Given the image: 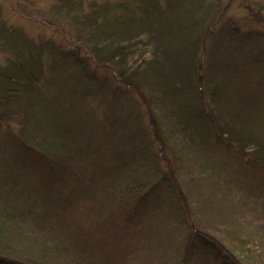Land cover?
I'll list each match as a JSON object with an SVG mask.
<instances>
[{
    "label": "trees",
    "instance_id": "trees-1",
    "mask_svg": "<svg viewBox=\"0 0 264 264\" xmlns=\"http://www.w3.org/2000/svg\"><path fill=\"white\" fill-rule=\"evenodd\" d=\"M70 1L73 2L66 0L67 3ZM123 3L120 4L121 11L125 9L126 2ZM69 5L61 6V8L67 9ZM71 6L73 9V5ZM99 8H101L98 11L101 19L100 25L95 20H87L94 25V27L91 26L96 33L92 34L94 41L88 40L89 42H87L85 38H76L78 29L74 28L75 32H71L70 26L72 25H67L66 21L68 20L69 22L73 21L75 25L80 23L88 25L86 20V22H81L84 19L80 20L81 17L75 12L62 17V22L59 21L61 23H46L49 28L65 33L70 41L73 39L76 45L84 48L86 56L92 60L94 68L87 71L84 67L81 69L82 74L77 72L78 68L83 67L84 64L81 61V55L72 52L64 53L65 57L62 60L67 63L64 71L57 74L49 73L56 71L48 65L50 64L49 59L54 57L53 47L50 44L43 47L41 43V47L37 49L38 47L35 46L39 45L41 41L35 46H33V41L31 43L29 41L28 47H25L27 44L24 45L18 35L14 34L12 29L6 27L0 20V40H3L0 42V52L5 54L4 62L0 63V132L3 141L6 142L4 148L15 155L16 161L17 158L21 163L26 161L32 168L25 173H20V177L23 178L20 179L21 182L31 186L29 190L39 194V197L45 198L43 193L45 187L48 188L47 194L53 191L59 192L60 195L67 194V201L70 204L72 196L79 197L77 193L82 190L83 183L99 180L105 176L111 181L101 184L100 187L112 196H119L118 201L123 204L122 210L127 214V228L136 229L139 227L140 230H144L143 219L151 218L150 211L152 207L154 208L155 203L162 207L166 204V209L177 211L176 219L186 231L183 229L182 232L185 234L178 235L179 257L170 260L167 264H188L196 256L198 246L206 247L212 255L217 256V261L224 264H245L228 245L209 232L198 229L196 213L190 209L185 192L181 187L182 180L178 178L183 166L177 165L179 160H177L172 146L178 144V146L184 145V148L192 149L197 145L191 138L192 133L202 135L207 130L213 134L216 144L224 143L237 156L235 168L237 172L243 174L244 178L242 180L243 187H240V190L246 192L240 200L264 220V129L260 123H257L262 121L259 118L256 122L245 121L237 128L236 136L225 138L222 132L223 128L219 127L212 119L210 99L220 100L221 96L218 93L223 91L224 85H227V79L223 77L214 84H206V78L201 69L204 52H201V59L198 57L203 46L201 37L196 40H188L187 44L181 37L179 44H182L179 46V51L173 50L167 53L164 60L158 59L150 53L148 43H142L140 40L126 42L119 37L118 39H108L112 33L105 32L108 24L114 26L113 28L127 29L130 23L125 24V21L117 20L118 16L108 18L104 13L107 8L106 4L100 5ZM195 8L197 9L196 5ZM181 9L182 12L179 13L175 21L185 13L184 8L181 7ZM125 10L129 11V9ZM189 15L186 16L189 17ZM121 17L126 20L130 19L127 15L119 16V18ZM63 18H66L65 22ZM106 19L110 22H105ZM139 27L138 29H140ZM212 31V27L209 28L207 34L205 33L207 36L204 35V41H208L207 37L213 33ZM235 31L243 33L237 28ZM112 35L115 36L116 32ZM245 36L248 38L247 42L253 44L252 40L255 35L253 38L250 33ZM11 42H13L14 48L9 45ZM104 42H106L105 47L110 49L108 52H103L101 47L96 48ZM134 48L139 49L140 53L131 59L127 52ZM141 48L147 50L144 51ZM262 50L261 47L258 48L257 54L261 55ZM258 58L254 62L258 63V71L264 74V67L261 65L264 63V55ZM166 66H169V69L164 68ZM156 78L162 81L163 92L157 94L153 87L144 90L145 87L140 85L142 82H153L157 85ZM238 82L237 90L241 89L247 92L251 90L248 93L256 95L262 93L260 87L264 85H261L258 79L255 81L251 78L239 77ZM144 85L146 86L145 83ZM112 92L121 97L131 98L134 96L135 100L132 98L130 105L132 108H129L132 111L129 110V114H132L128 132L125 131V135L121 136L119 130L111 128L110 133L105 137L103 130L102 135L105 139L101 138L102 135L99 134L101 130H97L96 122L101 115L100 109L108 105L114 111L119 112L118 108L124 107L111 99ZM239 93L241 94V92ZM62 96L66 98V102L63 104ZM162 107L164 110L166 108L175 111L174 118L171 119L166 114L165 116ZM137 111L141 118L140 124L137 123L134 116ZM257 136L262 139V142L258 140ZM124 143L127 144L126 149L129 153L126 154L128 156L120 154L119 151L115 154L114 149H119V146ZM197 160H199V168L213 167L212 158L208 156L199 155ZM91 161H93L89 166L91 170H85L84 162L89 164ZM146 161L154 164V169L158 174L155 176L152 174V177H149L148 174L149 178L143 179L138 176L141 175V172L138 173L137 168L148 167L152 173L154 170L153 167L146 164ZM104 164L108 165L103 167ZM128 165H132V167L130 166L129 170L131 171L126 175L125 172H128L126 166ZM219 167L222 169V165ZM198 170L204 175L202 170ZM228 172L232 178L231 173H234V170L231 168ZM15 174V171L11 172V176L14 177ZM87 175L89 177H86ZM113 176L119 181H115ZM199 179L203 183V187L206 184L207 189H212L211 183L207 180L203 182L205 177ZM25 181H30V183L28 182L30 185ZM107 185L112 187L108 190L105 188ZM23 187L25 188L24 185ZM87 192L88 190L85 191V193ZM16 199V193L12 195L11 192L1 190L0 203H4V208L1 211L8 212V215L13 214V208H16L13 204ZM18 207H23L22 203ZM60 211L62 219L66 220L62 215H65L67 211L64 209ZM31 214L32 217L34 214L39 216V219L42 215L40 212ZM2 217L4 221L9 222L10 218L6 214ZM34 220L31 221L32 226L36 223ZM126 227L124 226L125 229ZM179 229L181 230L180 227ZM6 230L0 225V238H2L1 233ZM49 230L47 231L48 238L47 235L38 238L39 241H37L42 246L32 249L35 251L34 253L47 259L56 257L55 263L57 264L64 261L63 255L74 258L73 254L78 253L79 257L77 256V258L82 263L85 262V258L90 253L86 248L89 244L81 234L71 233L73 240L68 241L63 238V241H60L61 230H54L52 226ZM80 252L83 254L82 257ZM219 256L223 257L218 258ZM8 260L9 258L0 254V264H6ZM42 261L44 262L42 264H47L46 259ZM29 262V258H27L25 261H14L13 264H32Z\"/></svg>",
    "mask_w": 264,
    "mask_h": 264
},
{
    "label": "rangeland",
    "instance_id": "rangeland-1",
    "mask_svg": "<svg viewBox=\"0 0 264 264\" xmlns=\"http://www.w3.org/2000/svg\"><path fill=\"white\" fill-rule=\"evenodd\" d=\"M72 1L67 3L66 0H0V20L6 27L11 28L14 34L18 35L24 45L33 41V46H35L41 41L39 45L35 46L39 49L41 43L43 47L50 44L53 47L54 57L49 59L50 64L48 65L56 71L49 73L56 74L66 69L67 63L62 60L65 57L64 53L72 52L81 55L80 58L84 64L77 71L81 74L82 68L85 67L89 71V69L94 68V64L92 60L87 58L84 48L76 45L73 39L70 41L65 33L49 28L46 23H61L62 17L75 12L81 17L80 20L84 19L81 22L92 19L99 24L101 19L98 11L101 9L99 6L103 4L107 5L104 13L108 18L118 16L117 20L125 21V24L130 23L127 29L113 28L114 26L108 24L105 32H112L108 39H118L119 37L126 42H138L140 40L142 43H148L150 53L158 59L164 60L167 53L173 50L179 51V46L182 44H179L181 37L186 44L192 39L196 40L201 37L203 46L198 57L201 59V52L203 51L201 69L204 72L206 84H214L223 77L227 79V85H224L223 91L218 93L221 96L220 100L213 101V98L210 99L212 119L219 127L223 128L222 132L225 138L236 136L237 128L245 121L256 122L260 119L262 122L258 121L257 123H260L264 129V86L260 87L262 93L258 95L248 93L251 90L247 92L236 89L239 86V77L251 78L255 81L258 79L261 85H264V74L258 71V63L254 62L259 59L258 57L261 58L264 55V0ZM121 3L129 11L125 9L121 11ZM64 4H70L69 8L67 7L68 10L65 7L61 8V6H65ZM71 5H73V9ZM195 5L197 9H194ZM181 7L185 10L186 14H183L185 17L181 15L182 19L179 17L175 21L179 13L182 12ZM187 14H190L189 17L186 16ZM121 15H127L130 19L119 18ZM136 17L139 18V21ZM64 20L66 18H63ZM91 21L86 22L89 26L81 25V23L75 25L73 21L69 22V20L66 23L72 25L70 26L71 32H75L74 28L78 29L76 38H85L89 42L94 41L92 36L96 34L91 28V26L94 27ZM106 21L107 23L110 22L107 19ZM211 27L213 33L207 37L208 41H204V35ZM235 28L243 33L236 32ZM115 32L116 35L113 36L112 34ZM249 33L252 38L255 35L254 40L250 38L253 44L246 40L248 38L245 35ZM138 36L140 38H137ZM105 44L106 42L96 48L101 47L103 52H108L110 49L106 48ZM9 45L14 48L13 42ZM30 46L32 47L31 44ZM25 47H28V44ZM260 47L261 50L263 49L261 55L256 52ZM141 50L147 49L141 48ZM127 53L128 57L133 59L140 51L134 48ZM4 55L0 52V63L4 62ZM261 65L264 67V63ZM160 67L163 68V66ZM164 68L169 69V66ZM155 81L158 83L157 85L153 82H142L140 85L145 87L144 90L153 87L157 94L163 92L162 81L159 78H156ZM110 95L114 102L124 107L118 108L117 111L119 112L114 111L108 105L100 109L101 115L96 122L97 130H101L99 133L101 135L104 130L103 135L107 137L110 129L116 128L120 131V135L124 136L130 128L132 113L129 114V108H132L130 106L131 101L135 100V97H121L114 95L113 92ZM65 99V96H62V104L66 102ZM162 109L164 110V107ZM173 113L176 115L175 111L166 108L163 112L164 115H169L171 119L174 118ZM134 116L137 123L140 124L139 111L135 112ZM103 135L101 138H105ZM191 135L197 144L195 148H184V145L178 146V144L173 145L172 148L175 150L174 154L177 160H179L177 165L183 166L178 178L182 180L181 187L185 192L190 209L196 213L198 229L209 232L225 245H228L245 264H264V220L240 200L246 192L240 190V187H243L242 180L244 178L243 174L237 172L235 168L237 156L224 143L216 144L213 134L207 130L202 135L195 133ZM258 140L262 142L259 137ZM5 145L6 142L3 141L0 132V191L5 190L11 192L12 195L16 193L17 196L13 204L16 206L13 208V214L8 215V212H4L10 218L9 222L3 220L2 216L5 214L1 209L3 210L4 203H0V225L7 229L6 232L1 233L0 254L9 258L6 264H13L14 261H25L27 258L32 264H42L44 259H46L47 264H57L55 263L56 257L55 259L43 258L32 250L42 246L38 242V238L46 236L50 226L54 230H61L60 241H63V238L68 241L73 240L71 233L81 234L89 244L86 248L90 253L88 255L85 252L88 255L85 258V264H167L170 260L179 257L178 235H182L183 229L185 231L186 229L179 225L176 219L177 211L166 209V204L164 208L155 203L154 208L152 207L150 211L151 218L143 219L144 230H140L139 227L136 229L127 228V214L122 210L124 207L118 201L119 196H112L100 187L101 184L111 181L105 176L99 180L83 183L82 190L77 193L79 197L72 196L70 198L72 203L70 204L67 201V194L60 195L59 192L55 191L47 194L48 188L46 187L43 189L45 198L39 197V194L29 190L31 186H27L20 180L23 179L20 177V173H25L32 168L26 161L21 163L18 158L16 161L15 155L12 153L13 156L10 150H6ZM126 147L127 144L124 143V145L119 146V149H114L115 154L119 151L120 154L128 156L126 153L129 152ZM202 154L212 158V168L209 166L199 168V160L197 159ZM92 162L89 164L84 162L85 170H91L89 166ZM146 164L153 169L155 167L152 162L146 161ZM106 165L108 164H104L103 167ZM220 165H222V169L219 167ZM130 166L132 167V165ZM130 166H126L128 171L125 172L126 175L131 171L129 170L131 169ZM231 168L234 170V173H231L232 178L228 175ZM137 169L138 173L141 172V175L138 176L143 179L148 174L149 177H152V174L154 176L158 174L156 169L152 173L148 167ZM198 169L202 170L204 175ZM14 171L16 174L13 177L11 172ZM196 173L201 174V176ZM202 177L206 178L203 182L207 180L212 184V189H207L206 184L203 187V183L199 179ZM114 180L119 181L115 178ZM28 182L30 183V181ZM117 185L121 184L118 183ZM221 186L222 188H219ZM111 187V185H107L105 188L109 190ZM87 190L88 192L85 193ZM20 203L23 207H18ZM7 207L11 208L10 206ZM61 209L67 211L65 215H62L66 220L61 217ZM231 209L235 211L232 212ZM33 212H40L41 218L39 219V216L35 214L32 217L31 213ZM32 220L36 222L33 226L31 225ZM127 230L131 231L125 232ZM48 236L46 237L48 238ZM196 253L193 261L188 264H224L217 261V256L212 255L206 247L198 246ZM77 256L78 253L73 254L74 258L63 255L64 261L61 264L65 262L66 264H84ZM80 256H83L81 252ZM221 257L223 256L218 258Z\"/></svg>",
    "mask_w": 264,
    "mask_h": 264
}]
</instances>
